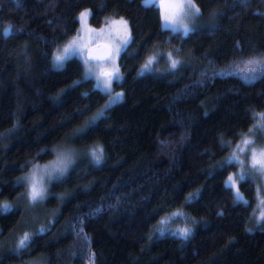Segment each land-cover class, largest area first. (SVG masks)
<instances>
[{"label": "trees", "instance_id": "obj_1", "mask_svg": "<svg viewBox=\"0 0 264 264\" xmlns=\"http://www.w3.org/2000/svg\"><path fill=\"white\" fill-rule=\"evenodd\" d=\"M195 2L215 23L185 35L145 0H0V264H264L257 184H240L247 202L226 186L238 171L229 144L264 113V74L241 70L264 56V0ZM85 9L97 28L126 19L132 35L123 98L107 109L79 59L53 66ZM168 54L182 64L170 67ZM64 143L81 154L28 224L15 207L25 177Z\"/></svg>", "mask_w": 264, "mask_h": 264}, {"label": "snow or ice", "instance_id": "obj_2", "mask_svg": "<svg viewBox=\"0 0 264 264\" xmlns=\"http://www.w3.org/2000/svg\"><path fill=\"white\" fill-rule=\"evenodd\" d=\"M156 2V0H145V6H151L152 3ZM170 5L174 8V11L171 14H165L163 17L164 27L170 28L172 31H177L182 29L184 34L186 35L192 29L189 27V24L186 22L190 19H194L196 16L200 15V9L192 2V0H187V3L184 0H170ZM90 15L89 12L85 11L80 14V21L82 28L87 25V18ZM113 24H119L123 26L124 34L121 37V41L119 44H112L111 47L105 45L107 52L104 56H94L92 55V49L89 48L88 44L79 43L80 37L73 38V40L66 45L62 52L58 50L57 55L55 56V61L57 66H62L63 63L72 59L74 56L82 57V63L85 66V77L86 78H95L97 81V88H100L102 91L110 92L111 84L113 78L119 79L118 72L119 69L115 64V59L119 55L122 48H125L127 44L130 42V34L127 29V22L120 21H112ZM5 35H10L12 32V27L9 26L4 30ZM103 30L101 33H97V37L102 36ZM85 49H88L85 51ZM94 60H106L109 62L110 69L106 68L105 65L102 64H93L91 63ZM155 56H150L144 64V69H148L150 65L154 62ZM178 61L172 60L171 65L173 68L176 67ZM95 70V71H94ZM247 73H260L264 74V56L253 57L244 62V68L241 69ZM255 75H246L244 79L251 80L254 79ZM122 98V93L118 94L116 97H113L111 103H116ZM255 128L259 129L262 134H264V113L258 114V119ZM252 132V129L249 130ZM242 142L236 145V149L239 153L247 152L249 156V164L250 169H254L259 172L261 175H264V146L257 145L255 140L251 138V136L245 135L241 138ZM103 149L102 148H94L91 150V155L95 162L99 163L102 159ZM72 160L71 153H61L58 157L57 161L49 168L45 167L43 170L45 174L49 177L53 173H63L66 170L67 164ZM229 163L237 162L243 165V161L240 159V155L237 154V151L232 153V156L229 158ZM30 183V191L28 196L32 203H37L44 198L45 188L43 185V177H38L36 170L33 171L31 176L28 178ZM240 179H244L243 174H241ZM237 181L233 176H229L226 181V186L232 188L236 187ZM236 198L237 200H242V196L239 193V190H236ZM261 205H264V200L260 201ZM4 210H10V206L5 204L3 205ZM182 212H175L173 216H182ZM260 220H264V211L261 212ZM167 219L162 220L160 223L166 224ZM161 234H163L164 229H158ZM179 234L183 238H187L191 230L189 228H183L178 230ZM31 240V237L28 233H25L18 242V249H25L28 247V244Z\"/></svg>", "mask_w": 264, "mask_h": 264}, {"label": "rangeland", "instance_id": "obj_3", "mask_svg": "<svg viewBox=\"0 0 264 264\" xmlns=\"http://www.w3.org/2000/svg\"><path fill=\"white\" fill-rule=\"evenodd\" d=\"M184 2L187 3V0H184ZM192 2L200 9V15L196 16L194 19H190V20L186 21L189 24V27L192 29L191 31L195 30L196 28H200V27L213 26L215 23V19H216L215 15H213V16L205 15L204 12L199 7V5L195 2V0H192ZM154 4L159 6V8L161 10L162 23L164 25V20H163L164 15L165 14H171L174 11V8L171 7L170 0H156V2H154ZM85 11L90 13V15L87 18V25H86V27L82 28L81 21H80L79 33L74 37V38L80 37L79 43L88 44L89 48H91V49L101 47V46H105V45H108L109 47H111L113 43L114 44L120 43L121 37L124 34L123 26L119 25V24H113L112 21L123 20V21L127 22L126 19H123V18L112 19L103 27L97 28L91 24V10L85 9L82 12H85ZM79 17H80V15H79ZM127 29H128L129 34H130V42H131L132 35H131V31H130V27H129L128 22H127ZM168 29H170V28H168ZM101 30H103L102 36L97 37V33H101ZM174 32L184 33L182 29H179V30L174 31ZM72 40H73V38L68 40L63 45H61L57 49L55 54L53 55V66L56 69L63 68L66 65V63L69 60H71V59H68L63 63L62 66H57L56 61H55V56L57 55L58 50H60L62 52L63 48L66 45H68ZM128 44H127V46H128ZM125 48L121 49L119 55L115 59V64H116L117 68L119 69V72H118L119 79L117 80V79L113 78L110 92L103 91L109 95V100H108L106 106L104 107V109H107V108L111 107L112 105L120 102L123 98V91L117 89V84L122 82V80H123V71H122V67H121V63H120V57H121L122 51ZM87 50L88 49H85V51H87ZM166 57H167V60L169 61L170 67H171L172 66L171 61L173 59V56L171 54H168V55H166ZM74 58L79 59L82 62V57L74 56L72 59H74ZM177 61H178V65L182 64V59L180 57H179V59H177ZM91 63H93V64L99 63L102 65H105L106 68L110 69L109 62L106 60L92 61ZM84 76H85V66H84ZM92 79L95 80L96 86H97L96 79L95 78H92ZM98 89H100V88H98ZM121 93H122V98L118 102L110 104V101H112L113 97H116L118 94H121ZM247 135L251 136V138H253L255 140L257 145L264 146V134H262L259 129L254 127L252 129V132L248 133ZM241 142H242V140H238L235 143L231 142L229 144L230 152H229V155H228L226 162L229 161V158L232 156V153L234 151H237V154L240 155V159L243 161V165H241L240 163H237V162H232V163H235L238 165V171L230 175V176H233L237 181L236 187H232V189L235 191V193H236L237 189L239 190V193L242 196V200H239V201H242V202L246 201L247 202V199H246L243 191L241 190L240 184L246 179H252L255 182V184H257V186H256V204H255V210H254V216L253 217H254V221H255L256 225H259L257 227L264 228V220L259 219L261 212L264 211V205H261V203H260L261 200H264V175H261L259 172L255 171L254 169H250L249 156H248L247 152H244V153L238 152V150L236 149V145L240 144ZM61 153H71L72 154V160L70 163L67 164L66 170L62 174L57 172V173H53L49 177L47 174L44 173L43 170L45 169L46 166L50 168L57 161V159ZM80 154H81L80 151L78 149H76L73 145L68 144V143H64L58 149H56L54 159H52L51 161H49L46 164L35 166L26 175V177H25L26 185H27L26 193L17 203H15L16 208L20 207L26 213V221H25L26 223L31 224V223H34L36 220L40 219L36 214L39 212V208L41 207V205L45 201L44 198H45L46 193L48 192L49 186L51 185V183L62 179L68 173V171L75 165L76 160L78 159ZM34 170H36L38 177H41V176L43 177V185L45 188L44 198L37 203H32L29 196H28V193L30 191V183H29L28 178L31 176V174L33 173ZM241 174H243L244 179H240ZM178 218H179L178 216L174 217L172 219L171 223L173 224L174 221H176Z\"/></svg>", "mask_w": 264, "mask_h": 264}, {"label": "water", "instance_id": "obj_4", "mask_svg": "<svg viewBox=\"0 0 264 264\" xmlns=\"http://www.w3.org/2000/svg\"><path fill=\"white\" fill-rule=\"evenodd\" d=\"M107 52L105 46L97 47L92 49V55L94 56H104ZM94 61H103V60H94Z\"/></svg>", "mask_w": 264, "mask_h": 264}, {"label": "bare ground", "instance_id": "obj_5", "mask_svg": "<svg viewBox=\"0 0 264 264\" xmlns=\"http://www.w3.org/2000/svg\"><path fill=\"white\" fill-rule=\"evenodd\" d=\"M236 198V197H235ZM248 200V199H247ZM246 202V201H245ZM249 202V201H248ZM254 203V202H253ZM254 208V207H253Z\"/></svg>", "mask_w": 264, "mask_h": 264}]
</instances>
